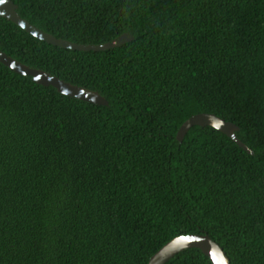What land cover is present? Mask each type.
<instances>
[{
	"label": "trees",
	"instance_id": "trees-1",
	"mask_svg": "<svg viewBox=\"0 0 264 264\" xmlns=\"http://www.w3.org/2000/svg\"><path fill=\"white\" fill-rule=\"evenodd\" d=\"M47 45L0 18V52L106 106L0 64V264H147L206 235L264 264V0H9ZM237 127L247 154L190 117ZM166 264H211L185 250Z\"/></svg>",
	"mask_w": 264,
	"mask_h": 264
},
{
	"label": "water",
	"instance_id": "water-1",
	"mask_svg": "<svg viewBox=\"0 0 264 264\" xmlns=\"http://www.w3.org/2000/svg\"><path fill=\"white\" fill-rule=\"evenodd\" d=\"M0 18L9 21L25 33L41 42L46 43L47 45L70 51L96 53L114 49L132 41V36L126 34H123L103 45L95 46L79 45L56 39L51 35L41 32L34 26L28 24L25 20L21 19L16 13V6L9 0H0ZM0 64L17 75L29 77L31 81L37 85L53 88L60 95L84 103L95 104L99 106L107 105L105 100L97 93L73 86L69 83H65L56 77L49 76L47 73L40 70L24 66L1 52ZM192 127L212 128L216 132L230 139L247 154H252L251 151L235 137V132L238 131L237 127L212 114H198L187 119L177 130L175 139L178 142H181L185 134ZM190 249L198 250L210 261L211 264H229V261L220 246L213 242L206 235H186L176 237L161 247L155 254H153L148 259L147 264H166L177 254Z\"/></svg>",
	"mask_w": 264,
	"mask_h": 264
}]
</instances>
